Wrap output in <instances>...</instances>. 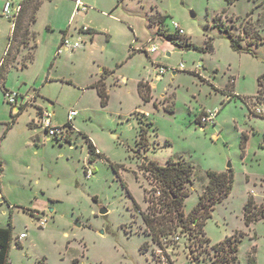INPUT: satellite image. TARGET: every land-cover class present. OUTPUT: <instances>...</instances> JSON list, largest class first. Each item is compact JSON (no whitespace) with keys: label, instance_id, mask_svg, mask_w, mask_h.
I'll return each mask as SVG.
<instances>
[{"label":"rangeland","instance_id":"1","mask_svg":"<svg viewBox=\"0 0 264 264\" xmlns=\"http://www.w3.org/2000/svg\"><path fill=\"white\" fill-rule=\"evenodd\" d=\"M6 1L16 5L20 0H0V61L11 26L3 15ZM82 2L88 10L75 15V0H44L31 24L36 45L31 41L22 47L19 63L5 72V86L18 94V101L37 88L51 96L47 108L55 111V120L68 121L71 110L77 113V130L69 132L70 140L59 136L56 141L40 126L35 143L26 112L1 140L0 226L12 229L10 264H167L165 255L172 264H211L210 245L228 237L238 240L235 264H264V219L250 225L244 221L250 197L264 206V117L251 111L255 106L264 111V100L257 98L264 43L251 46V52H237L213 26V17L221 14L234 33L246 28L248 37H264V0ZM90 22L93 33L74 29ZM174 22L183 35L176 34ZM69 26L67 37L81 46L63 47L50 67L57 39ZM149 39L157 46L154 54L144 50ZM187 43L191 45L186 48ZM153 59L156 64H151ZM100 66L112 74H102ZM158 66L167 70L156 81L150 101H143L136 81ZM49 68L57 80L44 83ZM100 75L107 82L104 106L95 90L85 89ZM231 86L233 98L224 90ZM3 92L0 86L1 131L12 111ZM210 110L215 112L214 124L202 128L198 116ZM138 119L153 122L143 142L146 150L144 144L136 145ZM82 134L101 156L90 157ZM145 156L162 165L181 158L194 165L185 213L203 191L204 171L231 168V190L214 204L204 226L210 239L206 247L180 227L167 239L161 237L163 250L152 240L141 213L157 216L152 208L161 200L156 182L140 166ZM102 207L107 209L104 214L99 213ZM31 210H37L35 216ZM43 219L45 225L40 224Z\"/></svg>","mask_w":264,"mask_h":264},{"label":"trees","instance_id":"2","mask_svg":"<svg viewBox=\"0 0 264 264\" xmlns=\"http://www.w3.org/2000/svg\"><path fill=\"white\" fill-rule=\"evenodd\" d=\"M43 1L44 0H20L19 14L17 13L18 15H16V19H13L15 20L13 21V33L11 34V37L7 43L6 52L0 61V79L5 78V72L8 71L9 66L16 59L17 53L20 50V46H25L28 43L25 38L27 27L25 28L21 25L22 17L24 16L23 14L29 13V18L31 21H34L36 10ZM213 20V26L229 40L230 47L234 51L251 52V46H259L264 43V37H260L259 34L248 37V34L251 35V33H248L246 28L242 29L238 33H234L231 30L232 26L224 23L221 14L215 15ZM247 21H249V18H245V22ZM157 22L158 24H161L162 20L157 19ZM16 29L22 30L20 34L21 37L20 40L15 39L14 41L13 38ZM63 33H65V31H63ZM243 41H245L246 45L243 44ZM209 42L206 43V48L211 49L212 47ZM61 44L62 41L57 47L56 54H58ZM190 45L191 44L187 43L186 48ZM32 57L33 55L29 53V58L32 59ZM51 65L52 62L50 66ZM105 72H107L106 69H103V73ZM192 72L195 73L194 71ZM93 86L96 88L101 105L104 106L107 103L108 98L105 85L98 81L94 83ZM6 92L9 91L5 90V92H3L4 95ZM138 92L143 101H149L151 96L149 87L144 86L142 83H138ZM257 98L258 101L261 99L264 100V74L258 78ZM11 106H16L18 111H11V120L7 122L5 129L0 133V142L5 136L6 131L16 121V117L19 112L23 109L22 105L15 104ZM251 111L257 114L254 109H251ZM203 113L204 112L198 116L197 122L199 125V117ZM258 115L264 117L262 114ZM151 124L153 125L152 121L143 123L141 119H138V133L136 139V145L138 147L141 144H144V141H147V132ZM66 126L70 128V131L73 130L70 122H66ZM82 135L85 137L87 142L90 157L93 158L94 156H101V154L96 150V147L91 139L85 134ZM54 139L56 141L59 140V138L55 136ZM147 148L148 147L144 144V149L146 150ZM140 166L152 178V180L156 182L158 186L157 191H159V198L161 200L157 203V205H155V207L152 208L157 213V216H155L157 219L154 217V215L152 218H149L148 215H143V213H141V217L148 228V233L152 236V240L156 242L163 250V242L160 240L161 237H163L164 240L167 239L168 235L173 234V232H175L176 229L180 227L181 230L188 232L195 238L198 246L205 244L206 247V245L210 242V239L205 235L204 226L207 218L211 216V211L213 210L214 204L227 196L231 190L233 182L231 168H228L226 171H204L207 182L203 188V191L199 195L197 204L191 209L190 212L185 213L183 207L184 200L189 195L187 184L192 182V179L195 175L196 168L194 165L189 162H185L182 158L177 160L168 159L166 163L162 165L152 159L146 160L145 156ZM2 169V161L0 160V174ZM122 185L123 187H126L124 183ZM35 212V210H31L30 214L35 216ZM261 219H264V206L255 205L253 203V198L250 197L244 206L245 224L250 225L251 223ZM11 240V226H0V264H10L9 247ZM237 241V238L228 237L218 243L211 244L210 249L213 252L211 264H235L237 260ZM165 256L167 264H172L168 255ZM38 264L43 263L40 261Z\"/></svg>","mask_w":264,"mask_h":264},{"label":"crops","instance_id":"3","mask_svg":"<svg viewBox=\"0 0 264 264\" xmlns=\"http://www.w3.org/2000/svg\"><path fill=\"white\" fill-rule=\"evenodd\" d=\"M81 1H83V0H81ZM19 3H20V1H19ZM42 4V3H41ZM40 4V5H41ZM40 7V6H39ZM38 10V9H37ZM37 10H36V12H37ZM88 10V9H87ZM86 10V11H87ZM19 12V11H18ZM78 12H83V11H80V10H77V8H76V3H75V11H74V13H75V15L78 13ZM19 14V13H18ZM18 14H16V15H18ZM15 15V18L14 19H16V16ZM24 16L22 17V23H21V25L22 26H24L25 28L27 27V33H26V41L28 42L26 45H28L31 41L33 42V44L34 45H36V42H35V36H34V34H31V24L32 23H34V21H31V19L27 16V13H24L23 14ZM72 15H73V12L70 14V18L72 17ZM35 17H36V14H35ZM7 18V17H6ZM7 20L11 23L10 25V29H9V34L6 36V46H7V43H8V41H9V39H10V37H11V34L13 33V25H14V22L13 21H15V20H13V19H9V18H7ZM93 25L94 24H92L91 22L88 24H82L81 26H79V27H74V29L75 30H77L76 32H89V33H93V31H94V28H93ZM83 27H87V29H83ZM69 28H70V26L68 27V29L65 31V33H63V36H60L57 40H58V45L61 43V41L63 40V39H68L70 42H75V41H71V39H70V37H67V35H68V33H69ZM21 31L22 30H15V34H14V41H15V39H17V40H20V34H21ZM30 36V37H29ZM93 38H94V36L93 35H91L90 36V40H93ZM13 41V42H14ZM58 45H57V47H58ZM80 46H81V44H80ZM79 46V47H80ZM22 47H25L24 45H21L20 46V50H19V52L17 53V56H16V59L12 62V64L11 65H15V64H13V63H19V59H20V55H21V52H22ZM77 48V47H76ZM62 48L59 50V52H58V54H56L55 56H54V59H52V65L50 66V67H52L53 65H54V63H55V61H56V57L62 52ZM157 52V50L155 51V52H153L152 54H154V53H156ZM147 54H148V52H147ZM166 54L167 55H170L169 54V52H166ZM25 57H26V55H24ZM28 56V58H29V55H27ZM25 57H22V59H21V62H20V67H21V69L25 66ZM148 57H151V56H148ZM29 60H31V58H29ZM152 63H157L156 62V60H151V64ZM103 69H106V73H111L112 71H109V70H107L108 68L107 67H99V70H101L102 72V74H103ZM108 73V74H109ZM112 74V73H111ZM154 74H155V76H154ZM173 76H176V74H177V72H176V70H174V71H172V73H171ZM105 77L106 76H99L98 78H95L92 82H90V83H88L86 86H85V89H87V88H91V89H93V90H95V92L97 93V91H96V88L93 86V84L94 83H96V82H98V81H100V82H102L104 85H105V87L107 88V82H106V80H105ZM160 75L157 73V70L156 71H153V70H150V69H148V71L142 76V77H140V78H138L137 79V90H138V83H142V84H144V86H146V87H149V91H150V94H152V91L155 89V87H156V81H158V80H160ZM5 79V78H4ZM4 79H0V86H2L3 87V90H7V91H9V89L7 88V86H5V80ZM125 79V77L124 76H122V80H124ZM54 80H57L56 78H53L52 76H51V71H50V68H49V71L46 73V75H45V79H44V83L46 82V83H48V82H54ZM61 80L62 81H65V82H72L70 79H67V78H61ZM234 83V82H233ZM224 90L226 91V93L228 94L227 96L230 98V96H231V98H233V97H236V95L235 94H233L235 91H234V89H233V86H231L230 88H224ZM138 94H139V92H138ZM98 95V94H97ZM140 96V95H139ZM152 96V95H151ZM21 98H20V100L21 101H18L17 102V105H22V107H23V109H22V111H20L19 112V114L17 115V117H16V121L14 122V124L17 122V119H19V117L23 114V113H27L28 114V125H29V128H31L32 130H33V139H34V142L35 143H37L39 140H40V137H39V134H38V130H41L42 128L40 127L41 126V123H40V114H41V111H43V110H47V111H50L48 108H47V103H48V99H50L51 98V96H48V95H45V94H43L42 92H41V90L40 89H35L34 88V93H33V95H28V96H20ZM19 98V97H18ZM28 98V99H27ZM141 98V97H140ZM47 99V100H46ZM150 101V100H149ZM50 102V101H49ZM146 102H148V101H146ZM51 104H53L52 102H50ZM12 108V112L14 111V112H17L18 111V108L16 107V106H12L11 107ZM51 113H52V117H51V120H52V124L53 125H63V124H66V120H55L54 119V110L53 111H50ZM141 112L142 113H144L145 115H148V116H150V114H149V111L148 110H144V109H142L141 108ZM77 115V113L71 118V121H70V124L72 125V127H73V130H72V132H74V131H76L77 130V126L75 125V123L73 122V119H74V117ZM14 124L9 128V129H11L13 126H14ZM2 131L0 130V133H1ZM7 132V131H6ZM81 133V132H80ZM6 135V134H5ZM5 137V136H4ZM64 139L65 140H70V136H69V133L67 134V136L66 137H64ZM2 142V141H1ZM1 142H0V144H1ZM96 147V146H95ZM96 150L98 151V148L96 147ZM0 195L2 196V197H4V194H2V192L0 191ZM35 211H37V210H35ZM39 212V211H38ZM40 214V213H39Z\"/></svg>","mask_w":264,"mask_h":264},{"label":"built area","instance_id":"4","mask_svg":"<svg viewBox=\"0 0 264 264\" xmlns=\"http://www.w3.org/2000/svg\"><path fill=\"white\" fill-rule=\"evenodd\" d=\"M75 3H76L77 10H80V11H86L87 10V6L85 4H83V2L81 0H75ZM19 8H20V4L19 3L16 4V5H14L12 2L6 1L5 4H4V6H3V15L5 17L9 18V19H14L15 18V15L19 11ZM173 26L176 29L178 35H183L184 34L183 29L180 28L177 23L174 22L173 23ZM83 29H87V27H83ZM80 42L79 41H75V42L72 43L68 39H63L60 49L63 48V47L64 48H76V47H79L80 44H81ZM144 50L146 52H149V53H153V52H155L157 50V46L153 42V39H149V42H148V44H147V46L145 47ZM178 68L179 69H183L184 68V65H183L182 62L179 63ZM194 68H195L194 70L197 71L198 68H199V65H196V67H194ZM166 70H167V68H165L164 66H158L157 73L159 75H162V74L165 73ZM173 70H176V69H173ZM5 96H6V98L8 100V103L10 105H15V104L17 105V102H18V94L9 91V92H6L5 93ZM254 111L257 114L264 115V111L261 110V108L258 107V106H255ZM75 114H76V111L75 110H71L70 113H69V115H68V121L67 122H70L71 121V118ZM51 117H52V113L50 111H47V110L41 111V114H40V123H41V126L44 128L45 133L48 136H53V137L54 136L55 137L61 136L62 138L66 137L67 134L70 132V128L68 126H66V124H63V125H53L52 124ZM214 117H215V112L214 111H211V110L210 111H205L199 117V122H200L201 127L203 128L204 125L210 124V123L211 124H214ZM158 194H159V192H158ZM40 224L41 225H45V219L41 220L40 221ZM23 236H24V234L21 233L19 235V238H21Z\"/></svg>","mask_w":264,"mask_h":264},{"label":"water","instance_id":"5","mask_svg":"<svg viewBox=\"0 0 264 264\" xmlns=\"http://www.w3.org/2000/svg\"><path fill=\"white\" fill-rule=\"evenodd\" d=\"M190 15L193 16L194 13H191V11H190ZM106 212H107V209H106L105 207H102V208L99 210V213H100V214H104V213H106Z\"/></svg>","mask_w":264,"mask_h":264}]
</instances>
